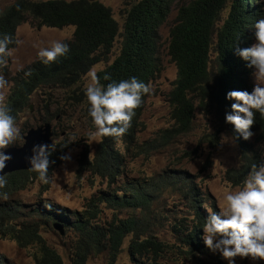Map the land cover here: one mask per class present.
I'll use <instances>...</instances> for the list:
<instances>
[{"label":"rangeland","instance_id":"374dc122","mask_svg":"<svg viewBox=\"0 0 264 264\" xmlns=\"http://www.w3.org/2000/svg\"><path fill=\"white\" fill-rule=\"evenodd\" d=\"M16 1L18 0H0V12ZM96 1L111 9L122 34L126 13L141 0ZM191 1L175 0L165 23L158 30L157 57L161 71L150 83V92L140 118L142 126L136 132L135 143L128 146L122 139L117 140L116 148L123 161L117 178L112 183L81 166L83 153L88 150L89 158L92 159L102 141V138L98 141L88 140V133L92 129L87 117L84 88L90 83L87 75L90 71L95 72L97 77L100 71L119 57L123 38H117L108 58L93 66L78 88H42L33 94L28 106L19 116L17 125L20 139L12 146H23L27 132L39 125V119L44 120L46 115H50L56 133L54 145L61 143L66 148L65 155L71 158L53 170L48 184L35 180L25 189L13 190L7 182L0 188V264H37L40 257L39 246L20 247L15 238L17 235L27 238L25 234H19V231L28 223L38 224L47 245L60 254L65 264H73L78 250V233L64 227L65 234L61 235L54 227L58 222L46 224L42 210L45 207L61 208L66 210L65 214L69 217L76 213L86 216L93 198L96 199L98 210L92 222L105 235L107 249L91 254L86 264H110L114 231L127 223H136V228L125 233L115 264H228L218 252H212L204 245L203 228L196 221L195 211L189 208L190 204L182 189L184 182L189 181L194 188L197 205L206 218L208 213L205 205L218 212L217 206L222 202L224 193L242 186V182L236 185L229 181L226 174L229 170L242 168L244 152L251 166L260 163L264 153V130L257 127L249 140L241 138L243 148L229 131L222 113L210 105L207 110L201 108L198 100L195 102L196 111L190 129L182 128L173 118L170 96L178 79V67L169 54L171 33L177 23L180 8ZM254 1L261 10L260 18H264V0ZM232 3L233 0H229L221 13L218 28L228 18ZM237 5L240 6V0H237ZM74 33L75 27H40L33 18L27 16L16 31V39L22 43L15 46L7 63L9 75L0 83V106L8 105L14 86L12 79L38 60L36 53L39 48L50 46L52 41H72ZM254 33L251 26L245 48L256 42ZM210 71L212 86L217 72V55L214 50L211 54ZM252 72L253 69L248 67L243 76V83L250 92L255 83ZM163 135L169 138L162 139ZM145 145L150 147L146 151L142 149ZM126 182L141 183L143 186L144 183L147 184L145 186L152 193L148 210L121 209L97 200L101 192L106 193L110 188L117 191ZM195 226L201 230L199 241L194 240V244L201 243V249L192 252L186 243V237ZM149 239L161 243L162 251L156 255L151 248H147L131 255L130 246L133 241L142 243ZM234 264H264V261L236 257Z\"/></svg>","mask_w":264,"mask_h":264},{"label":"trees","instance_id":"16d2710c","mask_svg":"<svg viewBox=\"0 0 264 264\" xmlns=\"http://www.w3.org/2000/svg\"><path fill=\"white\" fill-rule=\"evenodd\" d=\"M249 1L251 4L248 3ZM174 2L175 0L137 2L126 13L124 31L121 34L111 9L96 0L16 1L0 12V35L7 34L16 39V31L26 21L27 16L33 18L40 27L62 29L72 26L75 27V33L72 41L64 42L69 47L65 56L57 58L48 66L37 60L12 79L14 86L5 108L18 123L20 114L28 106L36 91L42 88L68 90L78 88L91 68L108 58L118 37L123 38L121 53L113 64L97 74L98 84L103 87L113 81L118 82L129 77H135L146 85L150 84L161 71L157 57L158 30L165 23ZM228 2L229 0H192L179 10L177 23L171 33L169 49L172 61L178 67V79L171 93L170 102L173 107V118L182 128H191L196 111V100L199 101L201 108L207 110L210 105L220 111L225 118V114L231 111L232 103L226 100V93L232 90L250 92L243 83V76L247 73L248 67L237 55L236 49L245 48L248 30L257 19H260L262 13L254 0H240L239 7L237 0H233L228 18L223 26L218 28L221 13ZM15 46V44L9 45L11 48ZM213 50L217 55V72L215 83L211 86L210 62ZM8 59L9 57L7 61ZM105 74L111 79L104 80ZM8 75L7 64L0 67V78L5 79ZM147 96L148 93L142 96L141 105L135 109V116L127 131L118 138L103 137L92 159L89 158L86 150L81 159L82 167L102 179H107L110 183L116 180L123 161L121 153L116 148L117 140L122 139L128 146H133L136 132L142 126L140 118ZM51 118L52 116L46 115L44 121L51 122ZM227 125L229 131L244 148V142L240 141L241 138L233 131V126ZM257 127L264 130V119H261L258 113L254 117L251 131L253 132ZM166 138L169 137L162 136V139ZM53 148L48 157L49 178L53 170L63 163L60 157L66 152V148H63L61 143L54 145ZM149 148L145 145L142 149L146 151ZM250 170L251 162L244 152L242 168L229 170L226 177L239 185ZM5 179L13 190L25 189L36 180L35 174L30 171L14 172ZM145 185L147 184L144 183L143 186L141 183L126 182L117 191L110 188L106 193L101 192L97 200L121 209L146 211L151 205L152 193ZM182 192L190 204L189 208L195 211L196 221L202 228L206 217L201 207L197 205L195 191L189 181L184 182ZM89 209L86 216L76 213L73 217L66 215V210L61 208L45 207L42 210L46 224L58 222L63 227L78 233V250L73 264H86L91 254L101 253L107 249L105 235L92 222L98 210L95 198L91 200ZM135 228L136 223H127L122 227L118 226L114 231L110 247V264L116 262L125 233ZM200 228L195 226L186 237V243L192 252L201 249V243L194 244V240L199 241ZM177 230L180 231V228ZM40 232L41 228L38 224L28 223L19 231V234H25L27 238L19 235L15 238L20 247L39 246L40 257L37 259V264H65L60 254L47 245ZM147 248H151L157 255L162 251L163 245L151 239L142 243L133 241L130 246L131 255L134 256L135 252Z\"/></svg>","mask_w":264,"mask_h":264},{"label":"clouds","instance_id":"9594fccd","mask_svg":"<svg viewBox=\"0 0 264 264\" xmlns=\"http://www.w3.org/2000/svg\"><path fill=\"white\" fill-rule=\"evenodd\" d=\"M252 27L256 42L248 48H237L236 53L253 69L254 86L251 92L232 90L225 97L232 102L230 113L225 114V122L233 126V131L245 141L253 136L251 129L255 115L258 113L264 119V18L257 19ZM21 43L7 34L0 35V67L7 64V58L15 51L9 45L18 47ZM68 51L67 43L52 41L50 46L39 48L36 57L41 64L48 66ZM87 75L90 83L84 88V96L92 129L88 133V140L121 137L135 116V109L141 105L142 96L150 92V84L129 77L102 87L97 82L95 72L90 71ZM103 79L111 78L105 74ZM0 83H3L2 78ZM18 139L20 132L15 118L7 108L0 106V188L7 183V175L2 173L6 163L12 159L5 150ZM52 147L43 144L33 146L32 155L28 158V170L43 184L50 183L48 157ZM70 158L69 155L60 157L62 161ZM4 196L6 198V194ZM204 207L208 215L202 226V240L210 251L218 252L228 264H234L236 257L264 261V153L260 163L251 166L242 186L224 193L222 202L217 206L218 212L207 205Z\"/></svg>","mask_w":264,"mask_h":264},{"label":"water","instance_id":"95a60500","mask_svg":"<svg viewBox=\"0 0 264 264\" xmlns=\"http://www.w3.org/2000/svg\"><path fill=\"white\" fill-rule=\"evenodd\" d=\"M53 139V123L44 122L43 119H39V125L37 127L31 128L24 137L23 146H10L5 150V153L10 155L12 159L6 163V167L2 174L8 175L14 172L29 171L28 168L30 165L28 164V158L32 155L33 146L43 144L51 147L54 145ZM54 227L55 229L59 230L61 235L65 234L62 225H55Z\"/></svg>","mask_w":264,"mask_h":264}]
</instances>
